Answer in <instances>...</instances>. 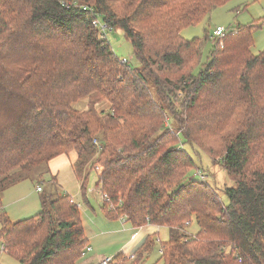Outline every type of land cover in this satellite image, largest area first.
<instances>
[{"label": "trees", "instance_id": "16d2710c", "mask_svg": "<svg viewBox=\"0 0 264 264\" xmlns=\"http://www.w3.org/2000/svg\"><path fill=\"white\" fill-rule=\"evenodd\" d=\"M229 1L0 0V241L8 256L18 264L83 258L88 241L70 196L44 193L40 212L17 222L1 208L2 194L30 171L45 168L32 175L43 186L49 163L74 152L82 192L89 171L97 173L107 220L168 230L157 245L147 236L133 262L118 253L110 264H139L155 246L162 264H264V50L251 53L255 25L226 30L204 64L205 40L182 37ZM93 21L123 33L141 66L122 64ZM83 98L87 110L71 107ZM100 103L109 110L98 111ZM184 144L219 159L235 183L223 190L227 206L188 177L197 167ZM193 222L199 230L188 235Z\"/></svg>", "mask_w": 264, "mask_h": 264}, {"label": "rangeland", "instance_id": "374dc122", "mask_svg": "<svg viewBox=\"0 0 264 264\" xmlns=\"http://www.w3.org/2000/svg\"><path fill=\"white\" fill-rule=\"evenodd\" d=\"M254 24L253 33V47L251 53L254 55L259 54L264 50V0H230L223 7L215 8L211 11L209 16L204 19L200 24L195 25V27H189L182 30V37L185 40H193L195 38L205 40L204 48L202 49L201 64L206 63L209 58L210 52L213 45L208 40V37L212 35L216 27L225 28L226 30H232L239 26H246ZM107 41L109 42L110 48L116 54L118 58L122 61L123 59L127 62L128 66L133 69H138L141 64L137 62L133 57V49L130 43L125 38L124 34L118 31H110L108 33ZM209 41V42H208ZM197 70V69H196ZM73 109L78 112L88 109L87 98L80 99V101L71 105ZM98 111H108L109 107L106 103H100L97 106ZM167 124V122H166ZM181 144V143H180ZM186 151L191 156L193 162L196 164V169L189 172L188 177H193L197 181L207 182L211 189L217 194L223 206H227L228 200L224 193L225 188L235 187V183L227 176V174L218 165L219 159L211 162L210 159L198 148H190L187 145H182ZM69 156L72 159L74 156L73 152ZM66 156V155H65ZM50 164V163H49ZM55 164L48 165L49 169H53ZM51 166V167H50ZM45 170V168L40 167L38 170H32L29 172L27 179L25 181L10 187L5 191L1 198L3 200L4 212H6L7 217L12 222H17L21 220H26V218H31L36 216L40 211V195L44 193L49 194H66L70 196L72 201L79 207L81 212V221L84 224H96L97 232L99 235H104L105 230L110 225L111 231L103 236L106 242L116 243L117 247L112 250L100 254L103 258H114L121 249L119 243H125L129 238L126 234H123L126 227H130V223L124 225L125 221L122 223L121 219L108 221L102 210L98 208V204L102 202V196L99 193V189L96 187L97 183V173L95 170L89 171L87 176V182L85 189L82 192L80 190V185L75 178H72L69 173L72 170L69 168L67 171H61L60 175L57 177V182L62 186V190L58 183L56 182V176H52L47 173L43 176L41 180L42 183L40 187H43L44 192L38 193L37 180L34 178L35 175L39 174L40 171ZM34 175V176H32ZM36 177V176H35ZM55 177V178H54ZM55 179V180H54ZM52 182H55L57 188L53 186ZM65 190V191H64ZM95 212V214H94ZM114 222V223H112ZM93 225V224H92ZM160 231L158 239H156V245L160 241H167V230L163 227ZM198 227L195 222H193L186 231V234L193 235L198 232ZM82 258L81 261H86L88 256ZM131 255V254H130ZM130 261L133 262L135 256L132 255ZM100 257V258H101ZM150 260L144 261L142 264H162L158 261L157 246L154 247L152 253L150 254ZM99 258V259H100ZM0 264H18L17 261L5 253H0Z\"/></svg>", "mask_w": 264, "mask_h": 264}, {"label": "crops", "instance_id": "0c3cea01", "mask_svg": "<svg viewBox=\"0 0 264 264\" xmlns=\"http://www.w3.org/2000/svg\"><path fill=\"white\" fill-rule=\"evenodd\" d=\"M73 154H74V156H72V159L69 157V156H71V154L69 153L67 156H65V155L59 156L50 162L49 165H53V164H55V165H54L53 169H51V168L49 169L50 170L49 174H51L52 176H56V178L54 177L56 179V182H57V177L60 175L61 171L65 172L69 168L72 170L71 165L75 161V158H76L74 152H73ZM69 175L72 178H75L76 181H78L74 175L73 170H72V172L69 173ZM78 183L80 185L79 187L81 190V182L78 181ZM40 184H41V182L38 180L37 185H36L37 188L40 186ZM55 185H56V183H55ZM58 185L60 186L59 183H58ZM41 188L43 189V187H41ZM56 188H57V185H56ZM60 188H61V190L63 189L62 186H60ZM63 195H66V194H63ZM100 207H101V204H98V208H100ZM1 208L4 211L3 200H2ZM94 214H95V212H94ZM114 222H112V223H114ZM92 224H90V222H89V224L83 225V221H82V225L84 228V235L88 241L87 247H90L91 251L89 253H87V254H90L88 256V259H86V261L80 260L79 264H99L101 259H103V257H101L100 254L106 253V252L112 250L114 247H117V244L115 242L114 243L106 242L103 239V236L106 233H109L111 231L110 225L106 226L107 228L104 229L105 230L104 235H99L97 232V225L94 223H92ZM127 224L128 223H126V222L124 223V225H127ZM162 228L163 227H155V226H151V225L143 226V228H140V229H134L131 226L126 227V230L122 233L126 234L129 239L125 243H119L118 244L120 249H121V251L119 253H124L128 256H131L130 254L135 253L134 251H136L143 244V242L145 241L147 236H154V237H156V239H158L159 238L158 235H159L160 231L163 230ZM165 229L167 230V228H165ZM167 237H168V230H167ZM161 242H164V241H161ZM157 252H158V259H159L160 251H157ZM149 256H150V254L144 255V257L142 258V260L140 261L139 264L144 263L145 260L149 261L150 260Z\"/></svg>", "mask_w": 264, "mask_h": 264}, {"label": "built area", "instance_id": "2783aa9c", "mask_svg": "<svg viewBox=\"0 0 264 264\" xmlns=\"http://www.w3.org/2000/svg\"><path fill=\"white\" fill-rule=\"evenodd\" d=\"M93 25L95 28H97L100 32V36H101V39H106L107 40V31L109 32V30L106 28V25L100 21H93ZM226 29L225 28H221V27H216L212 33V35L210 36V39L209 41L211 42V44L214 46H219V47H222V39L225 37L226 35ZM122 64H126L127 62L123 59L121 61ZM98 170V168L96 169ZM42 190V188L39 186L37 188V192L40 193ZM104 199L107 200V196H104ZM121 221L122 223L125 221V218H121ZM126 222V221H125ZM91 251V248L90 247H86L83 254V258H85L86 255H88L87 253H89ZM227 252L230 251V249H227L226 250ZM5 247H4V243L2 241H0V253H5ZM133 254H131L130 257L133 258L132 256ZM112 259L113 258H103L101 259L100 263L99 264H110L112 262Z\"/></svg>", "mask_w": 264, "mask_h": 264}]
</instances>
